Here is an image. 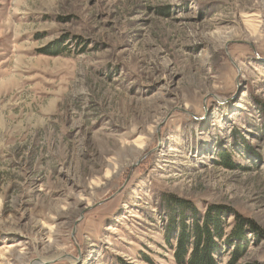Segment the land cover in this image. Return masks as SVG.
<instances>
[{
	"label": "rangeland",
	"instance_id": "1",
	"mask_svg": "<svg viewBox=\"0 0 264 264\" xmlns=\"http://www.w3.org/2000/svg\"><path fill=\"white\" fill-rule=\"evenodd\" d=\"M262 103L264 0H0V264H177L173 197L264 229Z\"/></svg>",
	"mask_w": 264,
	"mask_h": 264
},
{
	"label": "trees",
	"instance_id": "2",
	"mask_svg": "<svg viewBox=\"0 0 264 264\" xmlns=\"http://www.w3.org/2000/svg\"><path fill=\"white\" fill-rule=\"evenodd\" d=\"M260 111L263 120L260 131L262 129L264 134L263 103ZM219 155L224 159L231 158L225 152ZM226 164L234 166L231 159ZM175 200V197L169 199L175 211L165 209L169 213L165 238L174 248L177 264H223L224 257L227 259L225 264H237L252 244L264 242V229L228 205L207 204L201 212L193 203ZM229 217L233 218L230 224ZM262 250L264 252V245ZM245 264H264V255L258 261Z\"/></svg>",
	"mask_w": 264,
	"mask_h": 264
},
{
	"label": "water",
	"instance_id": "3",
	"mask_svg": "<svg viewBox=\"0 0 264 264\" xmlns=\"http://www.w3.org/2000/svg\"><path fill=\"white\" fill-rule=\"evenodd\" d=\"M159 130V129H158ZM159 132V131H158ZM142 159L143 158H140L138 161H137V163H135L133 166H132V169L131 170H133L137 165H139L140 164V162L142 161ZM117 193V192H116ZM104 201H100V202H98V203H95V204H93V205H89V206H85L84 207V209L81 211V213H80V218L79 219H77L76 220V222H75V226L77 225V223L79 222V220L81 219V218H83V216H84V213L86 212V211H88L90 208H92V207H96L97 205H99V204H101V203H103ZM75 226H74V231H75Z\"/></svg>",
	"mask_w": 264,
	"mask_h": 264
},
{
	"label": "bare ground",
	"instance_id": "4",
	"mask_svg": "<svg viewBox=\"0 0 264 264\" xmlns=\"http://www.w3.org/2000/svg\"><path fill=\"white\" fill-rule=\"evenodd\" d=\"M257 30H258V28L254 26L253 32L251 33L252 36L254 35V32L256 33ZM32 264H37V263H32Z\"/></svg>",
	"mask_w": 264,
	"mask_h": 264
}]
</instances>
